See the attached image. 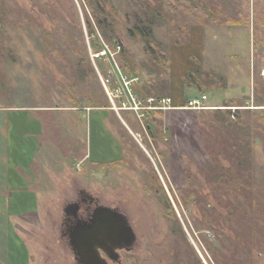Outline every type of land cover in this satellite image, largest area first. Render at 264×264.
<instances>
[{
  "label": "rangeland",
  "instance_id": "374dc122",
  "mask_svg": "<svg viewBox=\"0 0 264 264\" xmlns=\"http://www.w3.org/2000/svg\"><path fill=\"white\" fill-rule=\"evenodd\" d=\"M206 2L223 16L200 25L168 12L150 50L129 30L136 10L127 0L0 2V264H77L61 219L78 184L129 218L137 242L121 264H186L191 255L264 264V0ZM91 3L104 11L103 29ZM157 108L167 113L161 134L149 117ZM41 123L54 136L61 124L75 152L87 148L80 133L94 156L107 150L86 164L88 179L73 158L62 189L5 181L38 147V164L59 165L56 148L39 143ZM171 215L181 226L173 256L163 247Z\"/></svg>",
  "mask_w": 264,
  "mask_h": 264
},
{
  "label": "water",
  "instance_id": "95a60500",
  "mask_svg": "<svg viewBox=\"0 0 264 264\" xmlns=\"http://www.w3.org/2000/svg\"><path fill=\"white\" fill-rule=\"evenodd\" d=\"M166 208V193L160 194ZM69 246L77 264H121V252H132L137 235L127 215L117 208L101 206L88 220L68 229Z\"/></svg>",
  "mask_w": 264,
  "mask_h": 264
},
{
  "label": "trees",
  "instance_id": "16d2710c",
  "mask_svg": "<svg viewBox=\"0 0 264 264\" xmlns=\"http://www.w3.org/2000/svg\"><path fill=\"white\" fill-rule=\"evenodd\" d=\"M9 0H0L2 6H7ZM134 8L135 14L130 17V21L127 23L129 26V30L131 33H139L144 37L145 45L147 50L152 48L151 43L155 42L154 38V29L157 25H159V21L169 20L168 12L178 13L179 11H184L190 20H194L200 25H204L208 18L213 19L216 15H222L220 12H217L216 9H213L212 6L206 2V0H174V3L171 0H127ZM4 2V4H3ZM90 8L97 20L98 25L103 29L104 23L106 20L102 17L104 11L94 4H90ZM26 21L29 25L31 22ZM132 23V25L130 24ZM225 23L231 25H238V21L235 19L227 18ZM1 39V37H0ZM4 49H1L0 42V54H4ZM129 64L132 65L133 61L131 59L128 60ZM190 101L187 103L189 104ZM230 114V112H229ZM151 115V116H150ZM149 117L152 123L156 125V128L159 134L163 133L164 129V112L161 110H156L154 113H150ZM168 222L172 226L171 234L168 237L166 244L163 246L164 249H168L167 251L172 254H179L180 251L176 247H172L171 243L176 239V232L181 229L179 221H177L174 215L169 216ZM175 230H177L175 232ZM152 259L155 261L154 257ZM151 259V264H155V262ZM186 264H201L200 260L194 256H190L188 259V263Z\"/></svg>",
  "mask_w": 264,
  "mask_h": 264
},
{
  "label": "crops",
  "instance_id": "0c3cea01",
  "mask_svg": "<svg viewBox=\"0 0 264 264\" xmlns=\"http://www.w3.org/2000/svg\"><path fill=\"white\" fill-rule=\"evenodd\" d=\"M159 110H161V109H159ZM45 111H48V110H45ZM166 119H167V113H165L164 121ZM88 122H89V119H88L87 123ZM80 123L81 122H79V121H78V123H74L75 132H79L77 130V128L80 126ZM55 125H56V133H57L56 136L52 135L49 132V129L51 127L49 123H41L42 127H40V128L42 130V133H41V135L38 136V138L40 137L39 139H41V142H39L41 145H50V146L56 148V150H57L56 153H57L58 159H59L58 160L59 165H53L52 167L50 166V168H49V167H43L41 164H38L36 162V160L38 159V156H40L44 152L42 147H38L40 149L39 152H35V157L37 159L35 158V159L31 160V163H33V164L30 163V164L25 165L24 167L21 166L20 168L14 170V172L12 171L11 173L9 171L8 172L4 171L5 181L12 183V186L14 189H20V188H22V186H19L20 183H22V182L27 183L28 181H32V180H34L35 182H39V184L38 183L35 184L37 186L31 185L29 187V188H32L36 193L41 192L42 188L46 187V186H47V188L52 189L54 191H56L59 188L62 189L63 184H61L58 180L63 179V181L66 182V180L71 177L72 170L70 171L67 164H66V162L69 161V159L73 160V158H74L75 160H77L79 162L78 166H80V167L78 168V172L81 174H78V175L80 177V181H82L81 177L84 179L89 178L90 174L85 170V166L89 161L92 162L91 158H93V157L94 158H98V157L101 158L103 156H106L107 150H104V149L102 151H100V153L97 154V156H94L93 148L89 147L88 139L86 138V135H84L83 133H80L79 136L81 138L79 140L81 142L84 141V143L87 145V148L82 146L80 152H77V151L75 152L73 147H71V146H73L71 140L65 141V140L61 139V137H62V136H60L61 128H62L61 124H55ZM97 125H99V124H97ZM92 126L93 125H91V127ZM125 126L127 127V129L129 131H131L130 128L126 124H125ZM45 129L47 131V135H46ZM54 139H56V141H53ZM82 139H83V141H82ZM67 145H68V147H71V148H67ZM9 152H10V163L12 164L11 158L14 157V151H13L12 147L10 148ZM100 163H102V162H100ZM81 167L83 168V170ZM91 177H92V175H91ZM55 178H58V179L56 180ZM77 186L78 187H75V192H74L72 198L66 199L64 202L63 212H62L63 216L66 213V205L69 204L72 200H74L75 196L79 194L80 190H85L88 193V191L86 190V188H84V186L82 184H78ZM27 196H30V195L27 194ZM92 196H95V195H92ZM57 201L58 200L56 198H53V202H57ZM61 221H63V217H62ZM67 245L69 246V242H67ZM69 248H70V246H69ZM70 251H72L71 248H70Z\"/></svg>",
  "mask_w": 264,
  "mask_h": 264
},
{
  "label": "flooded vegetation",
  "instance_id": "af4514ba",
  "mask_svg": "<svg viewBox=\"0 0 264 264\" xmlns=\"http://www.w3.org/2000/svg\"><path fill=\"white\" fill-rule=\"evenodd\" d=\"M101 206L105 205L100 202L99 198L92 196L85 190L79 191V194L75 196L74 200L66 205V213L63 216V221H65L66 225L63 230V236L64 238L66 237V242H69L68 229L71 226H76L78 222L90 219L95 211ZM118 210L125 214L120 209Z\"/></svg>",
  "mask_w": 264,
  "mask_h": 264
},
{
  "label": "built area",
  "instance_id": "2783aa9c",
  "mask_svg": "<svg viewBox=\"0 0 264 264\" xmlns=\"http://www.w3.org/2000/svg\"><path fill=\"white\" fill-rule=\"evenodd\" d=\"M168 102H170V100H167ZM198 104V102L197 101H190L189 102V106H195V105H197ZM157 109H159V108H157ZM124 110H126V109H124ZM127 110H131V109H127ZM80 166H78V168H79Z\"/></svg>",
  "mask_w": 264,
  "mask_h": 264
}]
</instances>
